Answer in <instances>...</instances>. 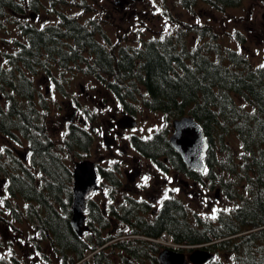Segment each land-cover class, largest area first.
Here are the masks:
<instances>
[{
    "label": "trees",
    "instance_id": "trees-1",
    "mask_svg": "<svg viewBox=\"0 0 264 264\" xmlns=\"http://www.w3.org/2000/svg\"><path fill=\"white\" fill-rule=\"evenodd\" d=\"M243 1L203 0L216 9L239 6ZM181 3L191 9L198 2L181 0ZM13 10L21 12L22 2L0 0V47L4 41L13 46L0 51L8 63L0 64V88L7 101L5 106L0 105V133L27 139L30 154L37 158L33 163L47 175L39 178L42 186L36 185V178L20 160L11 159L7 150L5 154L0 151V171L6 173L14 167L25 171V174L9 171V177L4 176L8 180L7 192L21 197L27 208L25 211L18 205L15 210L10 206L8 224L14 220L28 223L29 240H35L37 247L41 246L40 239L46 241L52 253L46 260H51V264L55 258L58 264H90L84 257L87 251L92 252L91 264H137L147 260L157 263L162 244L150 238L155 239L163 232L173 242L187 245L179 250L206 244L214 254L206 264H264V61L255 65L235 49L218 46L215 33L206 24L199 27L187 24L184 30H177L174 39L151 36L141 38L138 44H121L115 49L96 21L83 22L57 13L58 23L38 28L12 18L8 11ZM11 22L16 24L19 36L10 40L1 36V32L10 33L6 28ZM191 30L204 41L203 45L188 50L185 34ZM238 38L242 40L239 35ZM42 54L46 59L57 57L60 66L87 61L82 71L97 77L126 112L134 114L135 102L140 98L147 109L162 112L166 123L182 114H191L201 124L209 143L204 158L206 177L232 198L235 189L224 174H234L245 181L248 193L235 198L237 202L230 207H222L208 216L192 213L180 200H164L151 220L134 214L138 209L145 210L143 201L130 200L133 208L130 211L126 208L127 214L121 217L130 229L113 235L108 234L111 228L105 213L88 201L90 230L78 235L69 221L71 169L61 154L54 151L36 104L34 83L25 72L33 70ZM47 99L38 94L37 103L45 108ZM231 132L236 135L238 145L225 138ZM62 136H65L64 151L74 154L73 148H78L79 156H84L91 140L87 130L69 123ZM166 136L162 128L152 137L140 139L143 143H136V147L144 155L165 153L175 168L200 177L187 168ZM218 139L221 148L215 144ZM227 140L235 149L225 143ZM218 167L222 174L215 175L213 169ZM103 171L112 184L118 183L114 173ZM0 220H4L2 215Z\"/></svg>",
    "mask_w": 264,
    "mask_h": 264
},
{
    "label": "rangeland",
    "instance_id": "rangeland-1",
    "mask_svg": "<svg viewBox=\"0 0 264 264\" xmlns=\"http://www.w3.org/2000/svg\"><path fill=\"white\" fill-rule=\"evenodd\" d=\"M18 1L22 2V0ZM44 1H46V4H48V0ZM136 2L138 4L136 8L138 11L134 12L133 15L129 17L126 15L122 16L120 11L117 10L110 0H67L66 2H55V8H64L70 12L76 13V17L83 22H88L89 20L96 21L104 30L105 37L108 39V41L114 44L115 49L122 46L121 44H127L129 46L138 44L141 38L149 39L151 36L155 38L157 36L165 35V37L170 36L174 39L175 35L178 34L177 30H184V27H186L187 24H197V27L206 24L210 26L212 31L215 33V39L218 42L216 44H218V46L222 45L223 47L235 49L237 52L244 54L250 61H253L255 65L264 61V2L262 0H244L239 6H228L223 9L213 8L208 3L203 2V0H197L198 3L194 5L193 9L185 8L181 3V0H145L146 6L144 3H142V1L137 0ZM36 7L39 9L32 10H35L37 15L32 18H30L28 14L29 10L31 9H28L27 6L25 7V10L22 11V17H19L21 15L15 14L13 11H8V13L13 15L12 18L21 20V22H31L36 26L58 23L57 11L52 6L49 10H47L46 6H43L42 1H40ZM78 12H81V15L78 16ZM6 30L10 33L1 32V36L4 38L10 39V37L17 38L19 36V33L16 29V24L14 22L9 23ZM193 34H195L194 37H192ZM238 35L242 37L241 41H239ZM185 36L186 41L184 43L186 46L188 45L190 49L195 47L197 44H202L204 41L203 37H198L197 34L192 30L188 31ZM213 44L215 46V43ZM1 46L2 47H0V51H2V49L4 51L13 49V46L10 42L6 43L4 41L1 43ZM83 55L86 56L88 53H83ZM213 55H215V53H213ZM0 57H2L1 54ZM40 58L48 65H54L55 63L54 61L52 64L47 63L51 57L45 60V54H42ZM77 62L79 64H77ZM85 66V62H81V60H79L73 62V65L69 68L58 67L56 65L51 67V72L56 75L57 81L53 89H48L46 94L43 91L44 87H46V83L41 78L42 71L39 70L37 73L33 74V83L36 89V104L42 118H44L43 121L46 127L47 136L52 140L54 151L61 154L64 162L70 169L72 168L74 161L80 157V154H76L75 151L74 154H69L62 148V142L65 137L62 136L63 129L65 128V123L67 122V116L70 113V109L67 106L68 102L70 101L73 105H75L77 110H79L81 113L86 112L90 114L93 112L95 115L96 112L97 117L94 120V124H98L99 118L107 117V113H105L104 110H101L100 107L107 110L108 108L106 105L109 104L107 102V97H112L111 95H106V92H104L105 87L103 83H97L91 75L85 74L82 71V69H85ZM53 81L54 80H51L48 85H52ZM79 84H82L84 88L88 89L90 93L93 94L92 98H89L88 95L83 94V92L79 90ZM5 90H7V87ZM141 90L144 91L143 89ZM4 94L5 93H3L0 88L1 106H5V103L7 102ZM38 94H45L44 96L48 98L47 106L45 108L37 103ZM239 101L242 102L243 100L239 99ZM103 102H106L107 104L104 106ZM135 103L136 111L134 113L137 116V123L134 127L135 132H138V134L141 136H152L153 133L165 128L166 135L168 136L170 134L171 120L170 123H166L164 114L162 112L147 109L140 101V98ZM96 105L99 107L96 108ZM110 105L111 104H109V106ZM99 126L101 127L102 124H99ZM130 129L133 130V128ZM130 132L131 131L129 129H126L125 135L128 136ZM94 138L95 139L89 154V158L96 161L98 156L104 154L106 158L99 164H101V166L107 165L110 158V156L107 155L108 151L101 142L100 135L98 136L95 134ZM225 138L229 139L232 144L238 145V139L234 133L231 132L229 135L225 136ZM229 140H227L225 143H229L228 145L235 149L234 146L228 142ZM4 142H6V145L9 147L16 146L12 144V142H8L7 139H5V136L0 133V150L3 152V154L6 153L4 150L6 146L4 145ZM218 142L219 139L215 141V144L217 147L221 148V143L219 144ZM17 146L21 148V145L17 144ZM114 152L115 158L119 159L124 158L127 155H136L140 157V153L137 152L134 147H129L125 152H121L119 150ZM125 160H127V158H125ZM110 165L111 164H109L108 167ZM124 165V163L120 165V168L126 166ZM213 170L215 175L216 172L217 174H222V171L219 167L214 168ZM160 174L163 178V173L161 172ZM206 174L207 171H202L203 178L206 176ZM224 175L227 180L232 181V186L235 189V195L232 198L225 195L222 188L219 186L218 194L216 195L215 187L217 184L212 188L207 189L206 186L203 189L208 195L205 199L192 196L188 192L186 193L182 190H180L179 194H177L180 195V199L185 202H187L188 199L189 202H187V205L192 213L196 211L200 215H212L215 210L218 211L222 207H230L237 202L235 198L239 196H245L248 193V186L244 180H238L234 174L231 176L227 174ZM35 178L36 185H38V180H41L38 179V177ZM208 179L207 185L211 183L210 178ZM70 184L71 181L69 185ZM103 184V181H101L100 185ZM1 187L3 192L0 195V215H2L6 221L8 220L7 214H9V211L6 206H3L5 200L6 202L9 200V203L11 204L17 203L20 208H25L26 202L21 197L16 196L15 198H11L4 190V186L0 185V188ZM172 189L174 191H178V186H176L174 183ZM147 190L150 192L151 189ZM99 199H101V195ZM4 220H0V264H2V262L7 264H16L12 262V259L9 256V252L12 250H15V254L21 260L22 264H32L33 261H31L29 255L24 256V251L16 249V246L14 245L17 242L18 237L21 239L22 243L25 242V239H29L28 233L30 231H28V229H31L30 225L26 222L14 220L13 223H9V225H13L8 226V221H6V223ZM4 224L9 228L8 234H5L7 231L3 227ZM109 226L111 228L112 224H109ZM119 226L120 224L115 226L116 231L119 230ZM21 232L23 237H21ZM125 235H128L127 231ZM35 237H38V235L35 234ZM40 240L42 242L40 243L41 246L39 247L35 245V240H33L31 243L35 245L34 248L36 250L41 249V251L45 253V256L43 257L40 253L43 258L40 257V262L36 261L34 264L42 263V261L45 264H50L51 260H46V256L52 254L51 250L46 245V241L44 239ZM158 240L159 243L163 245H175L173 242H170L168 238L161 237ZM184 246L187 245H183V247ZM8 250L10 251L8 252ZM182 251L186 254L190 252L187 250V248L183 249ZM84 257L86 258L87 262L91 264V252L87 251ZM54 262L58 264L59 261L55 258ZM145 263L146 261L139 262L137 264Z\"/></svg>",
    "mask_w": 264,
    "mask_h": 264
},
{
    "label": "flooded vegetation",
    "instance_id": "flooded-vegetation-1",
    "mask_svg": "<svg viewBox=\"0 0 264 264\" xmlns=\"http://www.w3.org/2000/svg\"><path fill=\"white\" fill-rule=\"evenodd\" d=\"M40 1H42L43 6H46L47 10H49L52 6L57 11L58 14L63 13L67 16L69 15V16L76 17L75 15L76 13L70 12L67 9L59 8V7L55 8V2L56 3L66 2L67 0H48V4H46V1L44 0H22V11L25 10V7L27 6L28 9H31L28 12L30 18L36 16L37 12L35 10L39 9L38 7H36V5H38ZM110 1L114 4L117 10L120 11L122 16L126 15L129 17L133 15L134 12L138 11V9H136L138 6L136 2L137 0H110ZM139 1H142V3H144L146 6L145 0H139ZM32 9H35V10H32ZM22 11L16 12L15 10H13L15 14L21 15L19 17H22V14H23ZM79 15H81V12H78V16ZM27 23H29V25H33L31 22H27ZM45 25H42V26L33 25V26L41 28ZM194 36L195 34L192 35V37ZM99 39L102 40V37H99ZM188 50H191L190 47H188ZM0 60H2L0 61V64H8L6 57L2 56L0 57ZM45 60L47 59L45 58ZM53 61L55 62L54 65L58 67H63V68H69L73 65V62H72L73 60H67L72 63H68L66 65L60 66V62L57 57L50 58L47 63L52 64ZM77 64L79 63L77 62ZM85 64L87 65L88 62L85 61ZM45 65H48V64H46L41 59L40 62L35 65L32 71L25 69V72L27 73L26 74L27 77H29L33 81V74L37 73L39 70L42 71L41 78L46 83V87H44L43 91L46 94L48 89L49 90L53 89L54 85L56 84L57 77L55 74L51 72V67H53L54 65H48L49 69H45L44 68ZM84 73L89 74L86 72ZM89 75H91L93 79L97 83H99L97 77H95L92 74H89ZM100 76L104 77V75H101V74ZM51 80H54L53 84L48 85V83ZM79 90L83 92V94L88 95L89 98H92L93 94H91L88 89L84 88L82 84H79ZM104 92H106V95L112 96V97H107V102L111 104L110 106L106 102H103L104 106L105 104H107L106 105L108 108L107 110L100 107L101 110H104L105 113H107L106 118L101 117L99 118L100 123L98 122V124H94L95 123L94 120L97 117L96 112H95V115L93 112L90 114L86 112L81 113L79 110H77V107L69 101L67 106L70 109V113L67 116L68 117L66 119L67 122L65 123V128L63 129V133H65L64 131L67 129V125L71 123L79 128H83L87 130L89 134L91 135L90 144L88 145L87 150L84 152L83 154L84 156L78 157L76 160L84 158V157L89 158V154H90L91 148L93 147V143L95 139L94 138L95 134H97L98 136L100 135L101 142L104 144L105 148L108 151L107 155L110 156L107 165H104L105 167L99 164L101 161H103L106 158L104 154L98 156L96 161L93 160L95 163L96 172L98 175V181L99 183L103 181L104 184L100 185L99 189L91 193V195L86 200L87 223L89 224L90 222V217L87 212L88 211L87 209L88 201H91L94 204H97V206H99L102 209V212L105 213V217L108 223L112 224L111 230H108V234L113 235L115 233H118L119 231L122 232V231L130 229L127 223L122 221L121 219L122 216L127 214L126 208H128V211H130L133 208V207L130 208V205H129L130 200L132 202L143 201L146 207L145 210L138 209L134 214L139 215V216H144L147 219L151 220V219H154V217L157 215L160 207H162V203L164 202V200L177 199L187 205V202H189L188 199H187V202H185L182 199H180L179 197L180 195H178L180 190L186 193L188 192L192 196L201 197L202 199H205L208 195L204 192L203 189L206 186H207V189L212 188L216 184L211 182L209 185H207V181L209 179L206 176L203 178L202 171H198L195 168L187 167L188 169L195 171V173L200 174L201 176L198 178L190 175L189 170L188 171L179 170L178 168H175L172 165V162L170 161L169 156L165 153H161L157 156H155V154H150V153H148L149 155H144L143 153H141L137 149L136 143L138 145L142 144L143 142H141L140 139H145V138L147 139L149 137H152L156 132L153 133L152 136H149V135L141 136L138 134V132H135L134 128L133 130H131L130 127H125V128L120 127L119 126L120 123L118 122V117L121 116L122 114H125V113L131 114L135 116L136 119H137V116L135 115V113L132 114V113L126 112L120 106V104L116 101V99L113 97V95L109 92L108 89L105 88ZM35 94H36V90H35ZM97 107L99 106L96 105V108ZM99 124H102V126L100 127ZM126 129H129L131 131L128 136L125 135ZM168 136H167V139H168ZM5 139H7L8 142H12V144L16 145V146L9 147L8 145H6V142H4V145H6L4 150L9 151V153L11 154V159L16 158L20 160L23 166L25 167V169L27 170V172L30 173V175L32 174L34 178L38 177L39 179L40 177L47 175L45 171L41 170L40 168H37L38 167L37 164L33 163L35 160H37V158L33 157V155L30 154L29 146H28L29 144L27 142V139L20 138V137H11V136L9 137L5 136ZM17 144L21 145V148L18 147ZM169 144L172 146L170 141H169ZM129 147H134V149L140 153L139 155L140 157L136 155H127L126 157L121 158V159L115 158L114 151L119 150L121 152H125L127 151ZM73 149L76 152V154H78V148H73ZM125 158H127V160H125ZM123 163L126 166L124 165L125 167L120 168V165H122ZM109 164L111 165L108 167ZM103 170H105L106 173L109 170L112 173H114L115 176L117 177L118 183L112 184L108 180V175H103L105 174L103 173L104 172ZM9 171L15 174L17 173L25 174V171L23 170L20 171L18 168H15V167L8 169L6 173L0 171V185L4 186V190L6 191L8 196H10L11 198H15V196H11L7 192L6 186H7L8 180L5 179L4 176L9 177V174H8ZM161 172L163 173V178L160 174ZM171 172H172V175H171ZM35 183H36V180H35ZM174 183L176 186H178V191H174L172 189V186H174ZM38 186H42L39 180H38ZM147 189H151L150 192ZM217 190H219L218 186L215 187L216 194H218ZM2 192H3V189L1 187L0 195L2 194ZM100 195H101L102 200L99 199ZM3 204H4L3 206H6L9 213H10V206L14 208L15 210H16V207L18 206L17 203H12V204L9 203V200L7 202L5 201ZM26 209L27 208H25L24 210L26 211ZM22 214L24 215L23 212ZM117 224H120L119 226L120 230L116 231L115 226ZM11 225L8 224V226H11ZM8 226H6L5 224L3 225L4 229L7 231V233L5 234L9 233ZM121 229H124V230H121ZM21 237H23L22 233H21ZM31 242L32 241L29 242V239H25V242L22 243L21 239H19L18 237V240L14 245L16 246V249L20 251L21 250L24 251L23 253L24 256L29 255L31 261H33L32 264H34L36 261L40 262V257L43 258L45 256V253H43L41 249L36 250L34 246L37 244L35 243L34 245ZM9 251L10 250H8V252ZM9 253H10L9 256L11 257L13 263L22 264L21 260L15 254V250L10 251ZM40 253L43 257L40 255ZM39 264H45V263L42 261V263H39Z\"/></svg>",
    "mask_w": 264,
    "mask_h": 264
},
{
    "label": "water",
    "instance_id": "water-1",
    "mask_svg": "<svg viewBox=\"0 0 264 264\" xmlns=\"http://www.w3.org/2000/svg\"><path fill=\"white\" fill-rule=\"evenodd\" d=\"M118 122L120 127H132L136 124V119L131 114H124L118 117ZM172 126L169 141L180 153L182 160L188 167L203 169L209 143L201 124L191 114H183L172 119ZM72 174V213L69 221L75 232L81 235L83 230L89 228L85 222V200L99 185L91 159L75 161ZM205 246L206 244L190 246L192 249L187 255L176 248L163 247L157 254L158 263L150 261L145 264H206L214 254Z\"/></svg>",
    "mask_w": 264,
    "mask_h": 264
},
{
    "label": "bare ground",
    "instance_id": "bare-ground-1",
    "mask_svg": "<svg viewBox=\"0 0 264 264\" xmlns=\"http://www.w3.org/2000/svg\"><path fill=\"white\" fill-rule=\"evenodd\" d=\"M72 227V226H71Z\"/></svg>",
    "mask_w": 264,
    "mask_h": 264
}]
</instances>
